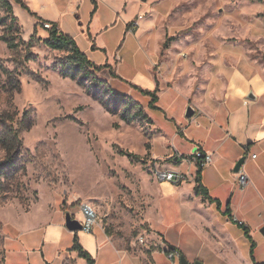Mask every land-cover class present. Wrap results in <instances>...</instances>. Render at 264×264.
I'll list each match as a JSON object with an SVG mask.
<instances>
[{"label":"rangeland","instance_id":"1","mask_svg":"<svg viewBox=\"0 0 264 264\" xmlns=\"http://www.w3.org/2000/svg\"><path fill=\"white\" fill-rule=\"evenodd\" d=\"M24 1L33 9L48 0ZM11 2L19 19V30L11 33L8 27L11 19L4 16V11H0V16H4L7 21L0 23V119L5 112L16 113L18 118L29 111L33 122L21 133L23 146L17 159L26 169L21 168L16 174L1 178L0 264L5 262L6 226L14 225L21 216L45 213L60 204V201L73 218L81 223L83 217L79 203L87 201L95 206L98 222L124 245L134 242L154 247L157 242L150 236L151 228L147 217L152 218L154 226L163 227L170 226L178 215L173 198H160V188L164 184L157 180L155 168L161 166L165 159L152 153L154 141L161 134L160 129L175 130L174 121L167 119L163 111L150 109L147 106L150 100L148 96L140 94L129 78L114 79L119 77L112 76L106 66L102 71H94L93 75L105 81L111 91L139 101L160 129L148 119L140 118L127 123L121 118L120 112H110L101 99H109L112 107H119L121 110L123 105L115 101V95L103 89L104 86L93 75L84 76L79 73L76 78H72L67 73L71 65L70 52L47 46L45 39L48 32L42 22L30 16L14 0ZM97 2L99 6L94 13L99 12L101 24L114 16L112 8L117 10V19H114L113 25L105 34L93 33L95 42L105 40L114 43L122 36L118 46H124L128 29L127 26L122 29V23L132 18L133 24H141L139 36L146 34L142 39L143 43L146 41L158 55L156 75L160 73V65L165 61L164 64L171 66L176 76L177 65H181V60L176 62L175 59L184 58L186 88L181 85L173 86L162 91L160 98V105L165 108L174 102L168 113L177 120L179 114L182 111L186 113L189 106L182 109L184 100L182 97L177 98V93L180 90L189 91L187 86L191 83L190 76L196 69L193 61L186 62L185 59H192L193 54L208 59V55L213 56V53L218 57L224 50L228 49L230 52L245 48L255 57H264V3L258 1ZM90 3L91 0H82V15L85 17L91 15ZM94 23L92 31L99 32L98 23ZM7 38L20 41L19 46L9 48L5 41ZM77 44L79 45L78 42ZM136 48V44H131L129 40L124 47L131 57H124L121 64L126 77L128 72L136 70L137 66L132 61ZM81 51L84 52L82 49ZM116 53L110 47V57H114ZM139 53L135 54V60L138 58L141 67L144 61L140 51ZM182 67L183 65L181 70ZM5 69L12 74L13 79L20 81L19 89L11 87ZM1 126L0 123V130ZM183 146L190 150L186 141ZM119 149L134 152L144 158V161L122 155ZM164 150L161 143L157 144L158 153ZM4 158L5 151L0 145V161ZM37 220L43 218H36L34 222ZM173 233L175 228L170 231V234ZM141 237L146 243L140 241ZM200 237L201 241L206 239L214 245L209 234L202 229ZM186 240L187 238L184 241ZM209 256L214 257L213 254Z\"/></svg>","mask_w":264,"mask_h":264},{"label":"crops","instance_id":"2","mask_svg":"<svg viewBox=\"0 0 264 264\" xmlns=\"http://www.w3.org/2000/svg\"><path fill=\"white\" fill-rule=\"evenodd\" d=\"M30 9L41 22L55 23L61 31L75 37L91 60L99 65H110L119 77L114 79L129 78L144 89H159L155 103L159 108L151 107L150 96L147 106L163 111L167 119L174 121L176 129L166 131L158 128L149 111H146L150 121L161 131L154 141L152 153L166 160L158 165L160 168L179 170L188 173L190 178L180 185L163 181L160 198H173L178 215L170 226L163 227L154 226L152 218L147 217L150 236L157 242L154 247L134 242L124 245L100 222L90 232L71 231L65 224L68 210L60 201L45 213L21 216L14 225L6 226L4 264H89L74 248L76 239L90 253L95 264H180L182 255L192 263L199 260L203 264H264V59L261 60L264 57L249 54L247 48H230L232 51L224 50L218 57L215 53L208 55V59L193 54L192 59H185L186 62L193 61L196 69L190 76L189 91L179 89L177 98L184 100L182 109L192 105L195 114L188 118L182 111L177 120L168 113L174 102L165 108L160 105V98L162 91L173 86L186 88L184 58L175 59L176 62L181 60L176 76L171 66L164 64L165 61L156 75L158 55L146 41L143 43L146 34L139 36L141 24L136 26L132 18L122 23V29L125 26L128 29L125 34L127 42L119 47L122 36L114 43L105 40L95 42L93 36V33L105 34L113 25L114 19H117L114 8V16L104 24H101L99 12H93V0L90 3L91 15L86 17L82 15V0H48ZM94 22L98 23L99 32L92 31ZM128 40L136 44L135 52H141L144 62L139 67L136 53H132V61L137 67L126 77L121 64L124 57L131 58L128 49H124ZM93 45L97 49L94 50ZM110 47L117 51L114 57H110ZM251 91L255 99L248 97ZM184 141L189 143L190 150L183 146ZM159 143L165 149L162 153L156 151ZM198 148L213 156L212 162L202 169L201 178L210 196L219 204L196 193L195 177L199 168L190 164L189 160ZM241 157H245V161L237 172L234 168ZM239 172L246 173L250 178L251 182L245 189L239 185ZM228 209L230 215L225 213ZM36 218H43L44 221L34 222ZM174 228L175 233L170 234ZM200 229L209 234L214 245L206 239L201 241ZM169 250L179 252L180 257L171 259Z\"/></svg>","mask_w":264,"mask_h":264},{"label":"trees","instance_id":"3","mask_svg":"<svg viewBox=\"0 0 264 264\" xmlns=\"http://www.w3.org/2000/svg\"><path fill=\"white\" fill-rule=\"evenodd\" d=\"M17 4H19L22 8L27 10V12L34 17H38L35 12H33L29 5L24 0H14ZM250 1H258L263 2L264 0H250ZM94 3V10L95 12L97 10V1L93 0ZM0 11H4V16H9L11 19V23L8 24V27L10 28V32L12 33L13 30L18 31V16L14 13V5L11 2V0H0ZM4 16H0V23H7ZM48 32V37L45 39V44L49 46L52 49L55 50H67L70 52V58H71V65L68 68L67 73L72 77L76 78L79 73L84 74V76L87 75H93L94 71H102L106 66L109 67V73L112 74V76L117 77L118 75L112 71V68L110 65H98L92 60L88 58V56L81 51L79 45L77 44V41L74 37L70 36L67 33H64L61 31L57 24L52 23L51 28H46ZM91 38V36H89ZM23 40V39H21ZM8 44V47L13 49L17 48L19 46V42H16L15 39H6L5 40ZM93 49H96V46L93 45ZM5 71L9 75V80L11 87L14 89L20 88V81L18 79H13L12 74L5 69ZM93 77L97 80V82L104 86L103 89L109 90L111 93L115 95V101L119 102L123 105V108L120 110L119 107H112L110 102L108 100L105 101V99H101L104 104L107 106V109L110 112L118 113L120 112L121 118L127 122L130 123L134 121L135 119L145 118L150 120L148 114L146 113L144 107L140 104L139 101L134 100L131 97H128L127 95H123L120 93H115L109 89L107 83L105 81H102L98 79L96 76L93 75ZM136 89H138L141 94L150 96L151 101L150 105L153 108H159L155 105V103L158 101V88L154 90L150 89H144L139 85H133ZM120 110V111H119ZM1 130H0V145L5 151V158L4 160L0 161V184L2 183L1 178H8V176L16 174L21 168L25 170L24 165H20L18 162V156L21 153V148L23 146V139L21 137V133L24 130H27L32 125V118L31 113L29 111L24 112L22 117H16V113L11 112H5L2 114L1 119ZM120 153L122 155H126L129 158H133L136 161H144V158H142L140 155L129 152L123 149H119ZM202 169H198L195 181V190L197 194L203 195L204 198H207L211 202H217L219 204V201L216 199H213L207 188L202 183ZM226 214L230 215L229 209L225 211ZM247 236L251 239V236L249 234L248 229L244 228ZM74 248L79 252L80 256L84 257L89 264H95V261L93 257L90 255V253L83 248L81 244L78 243V240L76 239V243L74 245ZM253 246H252V254H253Z\"/></svg>","mask_w":264,"mask_h":264},{"label":"built area","instance_id":"4","mask_svg":"<svg viewBox=\"0 0 264 264\" xmlns=\"http://www.w3.org/2000/svg\"><path fill=\"white\" fill-rule=\"evenodd\" d=\"M142 17V16H139ZM44 28H51L52 23L49 21L42 22ZM136 24V23H135ZM213 160V156L211 153L203 151L198 148L191 156H190V164L196 165L199 169H203L207 165H209ZM155 176L158 181H168L174 183L176 185H180L189 181L190 175L188 173L179 171V170H171L164 169L156 166L155 168ZM238 182L242 189H245L250 184V178L244 172H239ZM81 207L82 213V230L85 232H90L93 230L94 226L98 223V212L95 206L87 201H82L79 203ZM140 241L142 243H146L144 238L141 237ZM169 257L173 259L174 257H180V253L175 250H169Z\"/></svg>","mask_w":264,"mask_h":264},{"label":"water","instance_id":"5","mask_svg":"<svg viewBox=\"0 0 264 264\" xmlns=\"http://www.w3.org/2000/svg\"><path fill=\"white\" fill-rule=\"evenodd\" d=\"M248 97L251 99L256 98V96L254 95V93L252 91L249 93ZM194 114H195V109L193 108L192 105H189L187 108V111H186V116L188 118H192ZM244 161H245V157H241L239 159V161L237 162L234 170L237 172L240 171ZM65 224H66V227L71 231L82 230V228H83L81 221L73 218V215L69 211L66 213ZM179 263L180 264H203L199 260L192 263L187 259V257L185 255H182L180 257Z\"/></svg>","mask_w":264,"mask_h":264}]
</instances>
